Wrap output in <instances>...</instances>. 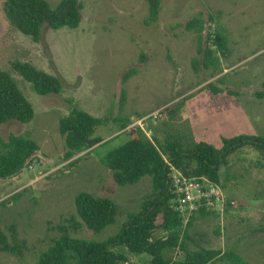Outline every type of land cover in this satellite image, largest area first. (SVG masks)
<instances>
[{"label": "rangeland", "instance_id": "1", "mask_svg": "<svg viewBox=\"0 0 264 264\" xmlns=\"http://www.w3.org/2000/svg\"><path fill=\"white\" fill-rule=\"evenodd\" d=\"M46 1L55 8L62 0ZM78 1L83 5L78 29L45 27L42 42L35 43L9 23L0 0V71L12 76L35 109L29 124L13 121L0 126V138L24 135L40 147L19 176L0 179L2 228L11 246L19 248V254L1 252L0 264H36L64 230L73 237L104 242L140 212L151 192L150 177L135 185L114 182L103 158L125 138L110 136V129L104 145L64 160L59 119L71 110L68 100L96 117L122 115L134 124L142 121L147 137L159 142L169 134H181L186 147L204 142L219 150L221 137L264 139V99L255 96L264 83V0H160L155 23L149 21L148 0ZM210 15L229 38L218 75L203 68L199 37L186 31L191 19L202 17L205 45L209 27H215ZM23 63L59 77L62 92L36 94L15 70ZM133 68L138 74L124 86V74ZM124 88L127 100L122 109ZM227 163L220 171L216 214L198 219L190 233L205 248L235 251L242 264H264V158L255 148L243 147ZM80 192L113 200L118 207L115 223L100 233L90 231L76 212ZM227 199L232 205L228 208ZM150 260L137 255L129 264Z\"/></svg>", "mask_w": 264, "mask_h": 264}, {"label": "trees", "instance_id": "2", "mask_svg": "<svg viewBox=\"0 0 264 264\" xmlns=\"http://www.w3.org/2000/svg\"><path fill=\"white\" fill-rule=\"evenodd\" d=\"M148 3L149 21L155 23L159 18L161 2L148 0ZM3 8L9 23L35 43L42 42L45 27L74 30L82 22L83 5L78 0H62L55 8L46 0H3ZM209 23L215 24L216 18L210 15ZM205 26L202 17H195L187 23L186 31L195 32L199 37L197 53L202 56L203 68L218 75L222 72L221 55L229 52V38L226 30L215 24L213 30L209 27L204 45L202 34ZM192 66L197 73L196 59H193ZM15 70L40 96L59 95L63 90L64 84L59 77L29 63L17 64ZM137 74L135 68L126 72L122 78L123 85ZM262 88V91L255 93L258 99H264V83ZM214 91L216 94L222 93L220 90ZM126 100L124 88L120 102L122 109ZM68 102L71 105L69 114L59 119V133L66 148L64 160L69 161L104 145L110 134L107 130L110 129V136L117 133L125 138L121 145L110 150L103 158L113 174L114 182L119 186L135 185L144 177H150L151 192L143 200L140 212L131 216L117 235L104 242H96L73 237L64 230L36 264H129L137 255L149 256V264H242L241 257L235 251L223 253L205 248L191 235L190 230L198 219L214 216L216 212L214 208L201 207L189 218L179 213L176 209L173 169L202 184L213 183L220 187V171L227 166V158L243 147L255 148L264 158V139L249 135L221 137L222 147L219 150L204 142L186 147L181 134H169L164 142H159L149 139L140 126H132L134 121L131 117H96L71 100ZM34 117V106L16 81L9 73L0 71V126L13 121L29 124ZM142 118V115H138V119ZM39 150V144L24 135H11L8 140L0 138V179L19 176L30 166ZM72 165L75 163L72 162ZM75 206L78 217L94 233H100L114 224L118 213L113 200L88 192H80L76 196ZM225 206H232L230 199L225 201ZM70 223L74 230H78L79 225L74 220ZM17 250L18 247H12L9 243L0 218V253L19 254Z\"/></svg>", "mask_w": 264, "mask_h": 264}, {"label": "built area", "instance_id": "3", "mask_svg": "<svg viewBox=\"0 0 264 264\" xmlns=\"http://www.w3.org/2000/svg\"><path fill=\"white\" fill-rule=\"evenodd\" d=\"M140 126L144 129L142 121L132 126ZM148 135V134H147ZM174 192L177 195V211L189 218L201 207L215 208L221 200L219 186L213 183L202 184L197 179H190L181 172L173 169Z\"/></svg>", "mask_w": 264, "mask_h": 264}, {"label": "crops", "instance_id": "4", "mask_svg": "<svg viewBox=\"0 0 264 264\" xmlns=\"http://www.w3.org/2000/svg\"><path fill=\"white\" fill-rule=\"evenodd\" d=\"M132 261H133V263H135V261H134V257L132 258Z\"/></svg>", "mask_w": 264, "mask_h": 264}]
</instances>
